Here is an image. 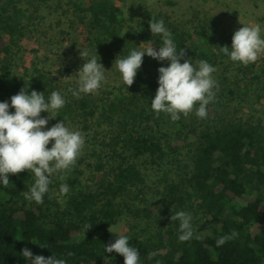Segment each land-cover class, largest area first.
<instances>
[{
  "label": "trees",
  "instance_id": "16d2710c",
  "mask_svg": "<svg viewBox=\"0 0 264 264\" xmlns=\"http://www.w3.org/2000/svg\"><path fill=\"white\" fill-rule=\"evenodd\" d=\"M70 5L73 12L81 15L76 29L83 47L90 55L97 54L99 63H110L126 57L133 49L139 50L140 38L145 32L151 34L146 10L137 27L124 32V19L114 0H73ZM21 17L14 0H3L0 42L6 37L8 44L0 45V57L3 56L0 102H10L24 87L29 93L35 90L48 98L42 90L43 81L25 80L12 72L7 55L14 37L23 35ZM155 19L164 21L177 50L184 49V59L192 60L193 64L206 60L215 68L222 66L219 92L215 102L207 106L212 117L200 119L193 111L188 116L181 114L173 122L175 140L180 139L182 129L187 130L185 138L193 137L189 143V170L178 176L176 182L165 180L161 204L139 207L124 200L130 193L129 188L143 182L136 161L147 157L152 165H157L168 155L160 138V128L168 114L162 112L156 116L150 104L158 88L157 70L169 64H155L145 55L134 83L128 87L124 84L123 92L113 98H102L99 104L90 95H82L80 99L70 96L57 113V119L77 116L84 122L97 114L101 122H109L114 127L109 140L101 141L102 147L96 155V169L103 171V175L94 188L69 191L65 216L49 218L44 208L48 203L47 193L41 204L29 203L24 198L29 190L28 170L9 174L7 187L0 182V264H18L24 259L21 255L24 248L33 256L55 255L65 259L66 264H124L120 254L104 252V247L116 240L111 237L109 227L124 217L145 222V229L127 235L129 245L139 252L140 264L157 261L161 264H264V230L257 234L251 232L253 227L264 225V126L260 120L236 119L222 108L228 100L236 99L239 91L247 92L260 81L264 89V67L258 74L252 63L243 66L230 61L220 52V47L230 48L234 33L217 30L210 19L194 17L191 31L162 15ZM153 38L159 48L160 36ZM231 68L237 73L233 74ZM9 112H14V108ZM166 147L172 149L170 144ZM105 149L111 163L108 169L102 164ZM180 210L188 211L193 218L198 213L209 216L214 225L210 234L179 242V221H171L170 217ZM86 223L92 226L85 232ZM149 224L154 227L152 232L146 230ZM233 230L239 233L238 237L217 247L216 240ZM45 244L47 248L40 246ZM69 252L74 255L67 256Z\"/></svg>",
  "mask_w": 264,
  "mask_h": 264
},
{
  "label": "rangeland",
  "instance_id": "374dc122",
  "mask_svg": "<svg viewBox=\"0 0 264 264\" xmlns=\"http://www.w3.org/2000/svg\"><path fill=\"white\" fill-rule=\"evenodd\" d=\"M119 6L123 22V30L136 28L141 22L143 11L149 12V20L158 15L168 17L183 26L186 30H192L193 18L210 19L219 29H227L235 32L243 26H254L259 24L264 38V0H114ZM16 7L22 12L21 23L22 36H16L13 43L9 45L11 59V69L15 76L25 80L38 79L43 81L42 90L48 94L53 91L59 92L67 101L72 94L69 88L76 89L77 74L79 68L85 62L80 57V50L84 49L83 42L78 35L77 23L81 20L79 13L73 12L70 2L73 0H47L42 3L40 0H14ZM3 0H0L2 6ZM144 34V33H143ZM151 41L153 47L158 48L156 39L151 34L145 32L139 40V50L145 47V42ZM7 43V38L1 40V47ZM147 56V55H146ZM2 54L0 59L2 60ZM153 63L169 64L168 61H157L149 57ZM114 61L101 63L105 69V80L95 94H88L99 104L100 99L106 97L113 98L114 95L123 92L124 83L121 75L116 70ZM254 64L257 73L264 67V53ZM236 67L235 65H233ZM222 66L216 67L212 76L217 81L220 80ZM233 74L237 73L231 68ZM228 75V73H227ZM232 78V77H231ZM237 79H239L237 77ZM234 80V78H232ZM51 89L52 91H49ZM215 93L219 88L214 89ZM236 99L228 100L227 104H222V108L229 112L236 119L257 121L260 120L264 126V89L260 81L252 85L247 92L239 91ZM98 100V101H97ZM221 104V103H220ZM212 111L207 112V118H211ZM51 116L52 113H49ZM41 117H48V113L41 112ZM95 118L84 122L80 117L64 119L65 125L70 130H79L85 136V145L81 155L78 157L74 168L65 173L66 180L60 181L57 177L52 178L47 192L48 203L44 205L45 212L49 218L54 215L63 217L67 214V200L70 192L66 196H60L59 186L67 183L69 190L89 187L94 188V184L103 175V171H97L96 155L100 152L101 141L109 140L113 125L109 122H101ZM60 119L50 118L44 130L51 128ZM180 139L175 140V130L170 115H167L165 122L160 128V138L162 146L168 153L157 165H152L147 157H141L136 161L143 182L129 188L130 193L124 200L133 203L135 206H145L148 204H161L163 198L161 192L165 185V180L176 182L178 176L190 168L191 148L189 143L193 141L192 135L185 138L187 130H181ZM53 141L47 145L51 148ZM171 145L172 149H167L166 145ZM102 164L108 169L111 164L107 155L108 149L102 150ZM104 170V169H103ZM30 186L34 183L33 174L30 172ZM72 182V183H71ZM29 191V190H28ZM184 211V210H180ZM188 212V211H185ZM153 224V223H152ZM147 225V232L153 231V225ZM196 231L193 237H203L212 231L214 225L207 215L198 213L192 220ZM133 225H136L134 228ZM145 222L141 219L132 221L126 217L120 219L111 230L118 234L129 235L145 229ZM264 230V225L255 226L251 229L253 234ZM112 238H117V234L110 232ZM28 259H22L18 264H29Z\"/></svg>",
  "mask_w": 264,
  "mask_h": 264
},
{
  "label": "clouds",
  "instance_id": "9594fccd",
  "mask_svg": "<svg viewBox=\"0 0 264 264\" xmlns=\"http://www.w3.org/2000/svg\"><path fill=\"white\" fill-rule=\"evenodd\" d=\"M149 29L153 37L160 36L161 46L157 50L151 41L145 42L142 50L133 49L126 57L116 58L113 64L121 75V81L127 87L134 83L145 55L157 61H168L167 67L157 70L158 88L150 104L151 110L156 116L162 112L169 114L173 122L178 121L181 114L188 116L193 111L198 118H207V106L210 102H215L214 89L218 88V83L212 76L217 69L206 60L193 64L192 60L184 59V49L177 50L172 34L162 19L151 18ZM261 32L259 24L243 26L234 32L231 47H220V52L228 56L233 63L248 66L264 53V38L261 37ZM80 57L85 62L76 72L78 87L68 89L77 99L82 95L97 93L105 80V69L98 62L97 54L90 55L89 50L81 49ZM65 103L64 96L57 91H53L46 100L43 93L35 90L29 93L27 87L13 95L10 102H0V182L7 187L10 184L9 174H19L24 170L31 172L34 183L29 191L24 193V198L29 203H43L52 178L57 177L60 181H65V173L74 168L84 148V134L79 130H70L63 120L44 130L48 120L57 117L58 111ZM10 108H14V112L10 113ZM41 112L48 113V117H41ZM50 141L54 143L48 148ZM69 191L67 183L60 184V196H66ZM170 219L179 221V242L193 238L196 229L192 224L191 213L177 211ZM91 226L86 223L84 231ZM108 231L117 234V238L114 243L104 247V252L120 254L124 258V264H140L139 252L129 245L130 238L111 230V227ZM238 235L239 233L233 230L230 234L219 237L216 246L221 247ZM40 246L47 248L46 244ZM21 255L31 260V264H66L65 259L55 255L47 258L42 255L33 256L28 248L22 249ZM66 255L72 256L74 253L69 252ZM156 264L161 262L157 261Z\"/></svg>",
  "mask_w": 264,
  "mask_h": 264
}]
</instances>
